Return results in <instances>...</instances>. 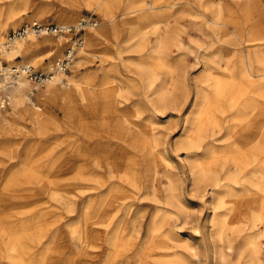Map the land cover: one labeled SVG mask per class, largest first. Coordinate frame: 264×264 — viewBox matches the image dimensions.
<instances>
[{
	"label": "bare ground",
	"instance_id": "1",
	"mask_svg": "<svg viewBox=\"0 0 264 264\" xmlns=\"http://www.w3.org/2000/svg\"><path fill=\"white\" fill-rule=\"evenodd\" d=\"M230 1L224 9L221 4L214 7L211 0H185L183 7L174 10L180 3L169 0H68L70 14L58 10L53 15L61 24L58 26H76L82 6L96 11L102 21L85 30L83 45L71 65L74 76L65 83L63 76L69 75L71 67L67 75L57 74L37 88V101L25 94L31 89L29 82L18 74L13 77L12 70L21 63L36 65L47 55L50 61L63 57L70 35L41 39L30 35L0 49V62L22 58L17 63L21 65H0V92L4 85L9 88L7 99L0 97V108L7 105L10 115L19 114L33 123L32 135L45 136L49 127L58 129L56 117L47 110L50 103L57 104L74 133L70 182L76 185L68 202L59 192L46 188L51 190V198L67 206L66 214L76 216L79 210L68 224H60L61 230L55 227L36 263L30 252L12 243L10 251L18 253L19 260L15 263L10 257L6 264H53L51 255L67 249L69 255L60 264H195L196 258L201 264H264V0ZM29 2L19 0L13 3L19 10L12 4L0 15V46L5 42L3 32L10 24L19 26L20 13L29 9ZM189 6L198 7L197 16L189 13ZM46 8L45 3L36 5L28 20L39 23ZM186 17L206 42L193 40L189 27H177ZM156 19L165 21L161 35ZM128 25L151 27L156 35L153 44L147 43L142 31L136 30V40L131 37L134 52H147L135 61L134 77L152 109L146 118L141 105L127 113L117 108L124 91L120 79L108 77L115 66L113 60L123 58L119 40ZM94 43H102L105 52L100 54L107 56L103 66L107 80L97 93L93 73L77 76L75 71L87 60V49ZM189 51L195 54L194 66L199 68L191 88L185 73V53ZM187 109L172 147L181 158L191 199L202 206L200 218L189 213L182 181L166 176L165 186H159V169L169 153L165 147L169 134L163 130L172 118L168 112ZM167 114L163 124L156 121L158 115L165 118ZM94 126L105 131L100 134ZM109 128L114 130L111 135ZM223 135L227 144L220 147L217 143ZM36 147L33 143L22 147L26 154L23 163L31 161ZM17 154H10V159ZM80 184H86L85 188ZM42 218L39 213L32 220ZM188 220L201 237L199 247L188 237L178 238ZM44 230L40 228L42 233L34 237L42 236Z\"/></svg>",
	"mask_w": 264,
	"mask_h": 264
},
{
	"label": "rangeland",
	"instance_id": "2",
	"mask_svg": "<svg viewBox=\"0 0 264 264\" xmlns=\"http://www.w3.org/2000/svg\"><path fill=\"white\" fill-rule=\"evenodd\" d=\"M18 1L17 0H0L1 17L5 15L8 8L13 3L15 4ZM67 1L68 0H58V1L56 0H30L29 9L26 10V12L20 13L21 23L19 24V26L14 27L11 24L8 25L6 30L3 32V38H5L6 35L10 31L17 30L26 22H31V20H28L27 15H30L32 9L35 8L36 5H39L41 3H45L47 5V8H46V12L43 14L42 19H40L38 22L39 23L51 22L53 24L56 23V25H61L60 23H57L56 20L55 21L53 20L55 19L53 18V15L59 11L66 13V14L67 13L70 14V11H72V9L69 5H67L68 4ZM146 1H149V0H146ZM150 1H153V0H150ZM170 1L171 3H180L174 7V10L183 7L184 5L182 3L185 2V0H169V2ZM211 4L215 5L214 7H217L219 6V4H221L222 7L226 9L225 4H231V1L230 0H211ZM14 8L15 10H19L18 5H14ZM193 8L189 6L187 9L190 14L197 16L198 7L194 9ZM77 13L80 15L76 18L75 24H78L81 19H83L85 16L89 14H92V16L94 15L95 18L99 20L98 24H100L102 21L100 15L96 11H93L92 9H89L85 6H82L81 9ZM186 18L185 20H179L180 23H178L177 27L178 28L189 27L191 34L194 37L193 40H196L199 42H202V41L206 42L205 38H202L199 32L195 30L196 27L190 26L189 18H187V20ZM155 21H154L155 24L160 29L158 31L160 33L159 35H161V33L163 32L165 28V21L163 19H156ZM71 26H74V25H71ZM142 27L143 26H137V25L136 26L131 25L130 27L128 25L127 27L123 28L122 35L120 37L121 42L119 40V44H121L120 50L124 51L123 53H121V56L123 58H120L119 59L120 61L115 60L114 59L116 58L115 50L113 51L114 53H112L111 57L114 59L113 62L115 63V66L111 67L112 70L109 76L106 73L105 67H103L106 65L105 60L107 59L106 58L107 56L105 53L100 54V52H105V48L102 43H94V45H91V47L87 49V53H89L86 55L88 56L87 60H85L84 62L81 61L82 66L79 68L77 67V69L76 70L74 69V70L76 71L77 76H81V74H85L87 72L93 73L92 74L93 76L92 86H93V91L95 92L100 91V87H102L105 84L107 80V76L109 77V79L115 78V77L120 79L121 81L120 86L123 88L124 95H123V98H120V100L117 101L118 102L117 108H119L120 110H124V112L127 113V110L131 111L133 107L141 105L142 109L144 108L143 118H146L152 114L151 113L152 109L149 106L147 100H145L146 98H144L146 97L147 93H144L141 84L137 82L136 81L137 78L134 79V77H137L135 76L136 62L140 60V58L142 57L141 55H146L147 52L143 51L142 53L137 54V52L133 51V45L135 44V40H136L134 37L135 36L134 34H136L138 31H142L146 33L147 36L145 39L146 41L148 40L149 42L147 43H150V44H153L156 41V35L152 33L153 29L151 27H148L146 29ZM67 37H69L68 38V41H69L71 36H67ZM131 37L132 39H135V40H131ZM38 39H41V37L40 38L38 37ZM189 44H190L191 50L195 51V45L192 42ZM47 56H44L43 59L39 60L38 63L36 65H33L32 67L46 68L48 66H51L52 65L51 62H54V60L58 61L62 58V55H61L59 59L54 58L53 60L50 61L49 57ZM93 56H96L98 59L93 60L92 59ZM136 57H138L139 59ZM185 60H186L185 63L187 66L185 69V73H186V76L188 75L187 76L188 83L191 88L193 86L192 79L199 72V68L194 66L195 54H192L190 51L185 53ZM19 61H22V58L19 56L18 57L16 56L14 60L10 62L7 59L3 58L1 59L0 65L4 68H8L12 65L13 66L21 65V64L23 65V63L17 64ZM24 65L31 66V63L26 62L24 63ZM72 67H71V72L68 73L69 74L67 76L68 78L63 76L65 83L69 79H71L75 74L73 72ZM127 76H129V79H127L128 78ZM123 78L124 80H122ZM131 78H133L134 80ZM136 82L139 85H137ZM61 86L62 85L60 84L58 87H61ZM7 87L8 85H4V88L0 92V97H2L3 101L6 100L8 96L7 93L9 91L8 90L9 88ZM124 88L130 90V92L127 93V91ZM28 90L29 89L25 90L26 95H28L30 92ZM126 97H129V99L125 100ZM32 99L34 101H37L36 93ZM139 99L143 101L141 102ZM94 100L98 101V97L95 96ZM6 104H7V101H6ZM122 107H124L125 109ZM47 110L50 114L53 115V117H56L57 123L59 124L58 129L57 127L53 129L52 127L46 126L50 128L48 135L34 136L31 133L32 129H34L32 122H30L29 120H26L25 118H22L19 114L10 115L8 113L10 109L7 108V105H5L4 108H0V115H1L0 116V264H6L7 259L10 257L13 258L12 260L15 263L19 260L17 259L19 258V254L10 251V244L12 243H17V246H19L26 252H30L31 259L35 261L36 263L39 257H41L39 256V254L42 252V250L47 246V244L51 240L52 232L55 229V227H59L61 230L63 224L65 223L68 224L70 221L74 219V217H76L79 214V210L76 213L77 214L76 216L73 214H66L68 213L65 209L67 206H64L63 203L62 204L59 203L58 199L51 198L49 196V193H51V190H48L46 188V187H49L51 189H54L53 192L55 191L59 192L60 194L63 195L62 199L68 202L69 197H70L69 196L70 191H72L71 189H73V186L76 185L75 183L72 184L70 182V175L72 174L71 173L72 156L74 155V150L72 148V145H73L72 143L74 140V133L72 129L69 127L68 123L64 120L63 115L61 111L59 110L57 104L50 103L48 105ZM145 110L146 111L151 110V111L150 112L148 111L149 112L148 113ZM186 111H188V109L183 110L179 113H177L176 111L168 112L169 116L170 114H172L171 115L172 118L170 119L169 125L166 126V128H164L163 130H165L166 134H169L168 141L165 144V147L168 146L169 153L165 156L167 159V162H165L164 165L160 166V169H159L160 175H162L159 186H161V188L165 186L166 176L175 182L182 181V188L184 189L185 198L189 199V201L187 202L185 201V203L189 207V213H193L195 218H198V217L200 218V215H201L200 207L202 206L198 203V200L191 199L189 187H188V179H187L185 169L182 165L181 158L176 157V154L174 153V150L172 147L174 139L178 136V133H179L178 126L183 121V117ZM168 114L165 118H163L164 117L163 115H158L156 121L163 124V122H165L168 119ZM225 120L223 119V122H225ZM92 129L95 130L96 132L100 131L99 132L100 134L103 133L101 130L105 131V129H101V128L99 129V127H95V126L92 127ZM107 131L110 133V135L113 134L114 132L113 128H109ZM102 136L106 137L112 143L116 142L114 139L111 138V136H108V135H102ZM225 138H226V135L225 136L223 135L219 138L218 143H217L218 146L221 147L227 144V140ZM31 143L37 146L36 150L33 151V155H32L34 159L32 158L29 163L25 164L23 163V161L26 159V154L22 147H24L25 145H29ZM48 144L52 145V148L47 149ZM6 145H9L8 146L9 148H5ZM158 150L163 151V145H160L158 147ZM162 151L161 153L163 155ZM17 152H18L17 154L18 156L16 155V157H14L13 159H10L9 155L15 154ZM181 156L183 157L184 155H181ZM85 185L86 184H80L79 186L81 188H85ZM43 187H45L46 189ZM74 208H77V207L74 206ZM39 213L43 215V218L41 219V221L40 220L33 221L32 220L33 215L39 214ZM188 222L189 223L185 226V228L181 230V235L178 238L183 240L184 238L188 237L190 238L193 245H196L197 247H199V245H201L202 243L201 237L198 234L194 233L192 229L193 224L190 223V220H188ZM40 228H44V229L46 228V230L43 231L44 233L42 234V236L34 237V235L35 236L37 235V232L42 233L41 231H39ZM251 233L252 232H250V234ZM62 241L65 244L66 242L65 239H63ZM71 245L72 244H69L68 246H71ZM60 253H55L51 255L53 258V264H60L61 263L60 259L67 258L69 255V249L62 250ZM197 259L198 258L193 259L195 261L193 262L195 264H201L200 262H198ZM78 263L87 264V262L85 261H83V263L82 261H78L77 264Z\"/></svg>",
	"mask_w": 264,
	"mask_h": 264
},
{
	"label": "built area",
	"instance_id": "3",
	"mask_svg": "<svg viewBox=\"0 0 264 264\" xmlns=\"http://www.w3.org/2000/svg\"><path fill=\"white\" fill-rule=\"evenodd\" d=\"M98 21L95 16L89 14L79 21L76 26L62 27L53 23H37L26 22L18 30L10 31L6 37L5 42L0 46L1 48H7L15 41L25 39L32 35L35 37L42 36H65L70 35L69 46L66 48L63 57L54 64L51 68H34L29 65H22L12 70L11 75L23 76L31 85L29 92L30 97H34L37 88L43 87L46 83L52 81L57 74L67 75L70 71V67L76 59V52L84 42L83 34L88 28H95L98 26Z\"/></svg>",
	"mask_w": 264,
	"mask_h": 264
}]
</instances>
